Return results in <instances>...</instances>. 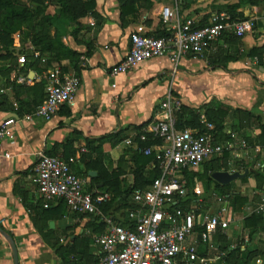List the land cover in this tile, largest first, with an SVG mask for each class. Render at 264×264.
<instances>
[{"label":"crops","instance_id":"obj_1","mask_svg":"<svg viewBox=\"0 0 264 264\" xmlns=\"http://www.w3.org/2000/svg\"><path fill=\"white\" fill-rule=\"evenodd\" d=\"M96 2V14L80 20L77 35L64 37V42L78 52L77 61L66 58L59 65L55 64L61 68L65 66L67 73H77L82 78L74 104L60 107L50 121L40 117L27 120L23 116L33 113L42 104L45 93L42 102L37 100L33 104L35 91L18 89L16 92L12 87L5 93L0 92V122L15 113L23 118L15 124L12 136L4 141V148L11 152L12 157L0 158V227L12 238L0 231V264H15L12 242L18 251L19 264H94L97 259L99 247L95 244V237L106 227L99 225L102 222L96 217L73 212L65 203L49 217L40 210L32 209L33 205L43 202L33 181L40 153L64 157L75 151V155L71 156L77 155L76 165L84 168L80 160L82 153L95 156L99 152L88 147L87 139H97L130 125L146 124L144 128H147L156 119L159 104L170 86L184 105L200 109L202 113L207 107L216 108L223 104L250 111L264 123V0L238 9L254 20L253 30L243 37L235 39V33L227 30L201 54H185L177 66L166 55L148 59L116 78L110 75V68L126 56L131 33L154 35L165 27L162 17L164 6L178 8L182 14L194 17L197 23L208 24L213 12H228L226 6L237 0H188L189 6L185 9L179 7L182 0H138L129 6L124 17L121 0ZM15 47L19 49L16 44ZM47 63L40 60L30 65L29 62L25 66L26 73L23 71L20 74L28 73L32 82L14 83L17 86H33L45 81ZM10 65L0 53V83L4 87L23 66L18 59L15 68L9 71L6 66ZM114 83H117L116 87H113ZM20 105L23 109L18 114ZM247 121L242 133L251 136L260 133L258 125ZM225 123L228 132L232 125H240V120L231 112ZM257 146L259 151L255 150L256 146L250 147L244 151V157L236 158L238 161L235 160V153L230 152L229 160L238 166L252 161L255 168L258 166L264 173V148ZM101 148L103 160L110 169L118 168L123 158L125 173L121 179L127 185L132 184V158L137 147L128 146L125 142L114 145L107 141ZM238 152L242 153V150ZM88 178L87 185L93 187L92 191L108 192L102 184ZM252 180L256 181L250 177L247 183ZM247 190V186L241 187L242 193L246 194ZM60 202L63 201H53V205ZM251 203L252 200L248 206ZM249 210L245 208L247 213ZM242 228L244 233L250 234L249 228ZM40 230L53 231L49 240ZM221 234L228 239V245L231 244L230 231ZM55 237L59 238L56 247L66 246L69 242L73 244L75 240L73 252L57 253L56 247L50 244ZM249 237L247 247L258 251L252 259L253 264H264V231L259 230ZM254 237L257 238L255 244L252 243ZM257 259H261V263H257Z\"/></svg>","mask_w":264,"mask_h":264},{"label":"built area","instance_id":"obj_2","mask_svg":"<svg viewBox=\"0 0 264 264\" xmlns=\"http://www.w3.org/2000/svg\"><path fill=\"white\" fill-rule=\"evenodd\" d=\"M162 17L170 34L155 36L132 32L126 56L110 68L112 77L126 74L148 59L166 55L177 66L185 54H201L227 30L243 37L254 27L252 18L234 20L226 11L213 12L210 22L205 25H199L194 17L186 16L178 8L170 6L163 7ZM20 37V33L15 35L16 45H19ZM35 57L47 63V58L39 51H35ZM18 63H26L24 54L18 56ZM14 82L30 84L32 78L28 73L15 74L10 78L9 85L4 87L0 83V92L5 93L11 89ZM45 83V100L33 113L25 114L24 119L40 117L50 121L60 107L75 103L82 78L79 74L67 73L56 65L46 70ZM116 86L117 83H114L113 87ZM14 105L17 109L18 103ZM182 105L183 101L172 92L170 86L159 104L156 119L143 129L139 137L141 141H145L148 134H151L154 139H162L161 143L141 149L145 155H156L161 173L147 188L134 190L132 200L135 208L123 209L115 203L107 212L104 211L102 206L110 201L111 195L106 191L86 189L89 178L77 174L72 168L77 155L66 159L40 153L34 167L33 181L44 207H50L51 202L61 200L73 212L93 215L106 225L107 230L95 237V244L99 248L98 260L94 264H217L229 250L237 247L244 250L249 244V238H244L226 248L213 243L208 246V242L218 233H228L235 221L236 211L231 194L215 193V183L205 189L197 178L194 182H189L184 172H197L213 156L220 157L225 151L234 152L235 159H241L250 145L245 138L231 130L228 131L231 134L229 139L218 140V136L211 132L214 124L208 122L205 116H202V121L208 131L178 129L176 115ZM22 119L15 113L0 122V158L12 157L11 152L4 148V141L12 136L15 124ZM124 142L128 146H139L132 137ZM84 150L83 148L82 151ZM255 150L259 151L260 147L256 146ZM221 170L230 173L245 171L244 167L231 160H228V167ZM212 196L217 205L208 203L209 207L204 210V203ZM259 196V201L248 206L250 210L247 215L254 212L264 215V191ZM190 202L198 204L200 211L191 206L186 209L185 205ZM197 226L202 228L197 235L199 237L189 242L188 239ZM200 244L207 245L208 251L213 248L218 252L214 255L201 253ZM256 262L261 263V259Z\"/></svg>","mask_w":264,"mask_h":264},{"label":"trees","instance_id":"obj_3","mask_svg":"<svg viewBox=\"0 0 264 264\" xmlns=\"http://www.w3.org/2000/svg\"><path fill=\"white\" fill-rule=\"evenodd\" d=\"M136 1L138 0H121L123 17L129 10V6H133ZM187 1L188 0H182V3H179L180 9H185L189 6ZM259 3L260 0H237V2L227 5L226 10L231 14L234 20H244L248 17L238 9L245 5H257ZM50 6L55 7L53 13L49 12ZM96 7V0H0V53L1 58L11 64L9 67L6 66V68L9 71L14 69L18 56L24 54L26 56V63L23 64L21 70H18V74L23 71V73H26L25 66L29 62H31L30 65L40 62V58L35 57V51H39L42 56L47 58V64L49 67L56 66L55 64L59 65L61 61L66 58L71 61H77L79 56L78 52L70 48L64 42V37L70 35L76 36L81 27L80 20L88 15L96 14ZM199 25H205V23ZM17 33L21 34L22 44H24V47L21 48L20 51H17L15 47V35ZM169 34L170 31L166 27H162L154 35L165 36ZM233 36L235 39L239 38L235 34H233ZM28 43L33 47L32 49L30 46H26ZM75 67L77 68V65H75ZM62 69L65 72L68 71L65 66H62ZM12 87L16 92L18 89L22 91H35L33 104H36L37 100L38 102H42L44 93L46 96L45 81L37 82L33 86H17L14 83ZM17 97L19 98L20 96L17 95ZM19 108H21V110L18 111V114H21L23 106L20 105ZM200 111V109L190 108L183 104L176 115V127L178 129L194 128L198 129L199 132L208 131L206 125L202 121V116H205L208 122L214 124V129L211 130V132L218 136V140L225 141L231 137V134L226 131L225 122L229 114L233 112V115L239 118L240 125H232L231 131L237 132L240 137L245 138L250 147L260 145L264 148V123L259 116L250 111L241 108L233 109L232 107L223 104L218 105L216 108L207 107L203 113ZM247 120H251L252 123L258 125L261 130L260 133L255 136L242 133L241 130L245 127V121ZM144 126H146V124L138 126L130 125L125 129L110 132L97 139H87L88 147L93 151H99L98 154L92 156L90 153H82L80 160L83 163L84 168L82 166H77L76 163L72 164V168L77 174L90 177L91 181L97 184H102V187L107 188V191L111 195V199L102 206L103 210L106 212L111 209L115 203L118 204L119 208H135L136 205L132 200L134 190L147 188L160 176L161 171L157 165L158 160L156 155L154 153L145 155L141 149L152 146L156 143H161L162 139H154L151 134H148V139L141 141L139 137L143 133ZM131 135H133V140L137 142L139 146L134 150L132 158L134 164L132 167L134 177L133 183L127 185L124 180L121 179V175L125 173L123 158L120 159L118 168L110 169L103 160L101 147L102 144L107 141L117 145L124 142ZM96 143H98V145H95ZM75 153L76 152L73 151L68 156H64V158L68 159L71 155H75ZM230 156V152L225 151L224 154L221 157H217L216 160L205 162L202 172L186 170L184 173L189 182H194L195 175L201 177V175H203L202 173H206L207 186L210 187L215 183L217 190L219 189L221 192L224 191V194H231L230 198L234 210L236 212H242L248 207V203L251 200V204L260 200L259 193L264 191V173L261 171V168H255V163L252 161H247L242 165L244 170L249 169V174L247 177L240 179L241 182L245 184L250 177H254L257 183L256 190L260 191L256 200L255 198L250 199L246 194L241 192V188H236L234 186L235 181L223 185L212 178V173L214 171H219L222 168L228 167ZM91 170L97 171L98 175L96 177L90 176L89 171ZM86 189L92 191L93 187L87 185ZM63 205L64 202H60L56 206L51 202L50 207H44L43 202H38L37 205H33L32 209L40 210L49 217L52 216L55 211H59ZM185 208L188 209L189 206L185 205ZM99 225L106 227L104 223H99ZM243 226L244 228L250 229L251 235L259 230L264 231V215L256 212L246 215L243 218ZM196 229L199 231L202 230L200 226H197ZM105 230L106 228L101 233H104ZM41 232L44 238L49 240V235L53 231L48 230L47 232ZM219 236L222 239L221 247L226 248L228 246L226 244V236L221 233ZM58 239L59 238L55 237V241L53 243L50 241V244L56 247ZM73 242V244L69 242L66 246L56 247V252L61 255L67 252L72 253L76 245L75 240ZM242 251L247 253V257H244L242 260L237 259L236 264H249V262L258 255V251L251 250L247 246L244 250L237 247L229 250L223 260L229 259L236 253H242ZM97 260L98 256L96 261Z\"/></svg>","mask_w":264,"mask_h":264},{"label":"rangeland","instance_id":"obj_4","mask_svg":"<svg viewBox=\"0 0 264 264\" xmlns=\"http://www.w3.org/2000/svg\"><path fill=\"white\" fill-rule=\"evenodd\" d=\"M245 6H247V5H245ZM55 11V7L54 6H50L49 7V12H54ZM244 13V12H243ZM30 44L28 43V44H26V46H29ZM24 47V44H22V39H21V37L19 38V45H18V48L19 49H17V51H20V49L21 48H23ZM48 68H51V67H49L48 66ZM229 125H231V124H229ZM216 156H213L210 160H216ZM209 160V161H210ZM236 161H238V159H235ZM257 168H259L258 166H257ZM202 170H203V167L201 168V169H199L197 172H202ZM203 175H201V177L200 176H198V175H195L194 176V179L195 178H197V180H199V181H201L202 182V185L204 186V188L205 189H209L210 187H208L207 186V175H206V173L204 174V173H202ZM184 175H185V173H184ZM185 177H186V175H185ZM187 178V177H186ZM236 182V183H235ZM234 183V186L236 187V188H241L243 185L244 186H247V192H246V195L250 198V199H253V198H255V200L258 198L257 197V195H258V193L260 192V191H257L256 190V181L255 180H252V181H250L249 183H242L241 182V180L240 179H238V180H236ZM263 188H264V186H263ZM209 192V191H208ZM214 192L215 193H217L218 195H225V194H228V193H223V192H221L219 189L217 190L216 189V187H215V190H214ZM227 192V191H226ZM231 192H232V190H231ZM260 197V196H259ZM208 203L209 204H213V205H217V203L214 201V197L212 196V197H210L209 199H207L206 200V202L204 203V206H205V208H204V210H207V208L209 207L208 206ZM188 206H191L193 209H197L198 210V212L200 211L199 210V205L198 204H195V203H193V202H190L189 203V205ZM201 208H203V206L201 207ZM210 209V208H209ZM247 211V210H246ZM245 211V209L242 211V212H237L236 213V215H235V221L232 223V225H231V228L229 229V231H230V236L232 237L231 238V243H234V242H238V241H242L243 239H244V237H248L249 239H250V235H251V233L249 234L248 232L246 233H244L243 231V218L247 215V212ZM203 212H205V211H203ZM196 233V234H195ZM197 233H199V230H197V229H195V232H194V234L191 236V237H189V239H188V241L189 242H192L193 241V239L195 238V237H197ZM196 235V236H195ZM254 235V234H253ZM253 235H251V236H253ZM257 237V236H256ZM256 237H254V239H253V241H252V243H256V241H257V238ZM221 238H220V236H219V234H218V236L216 235V236H214L213 238H212V241L211 242H208V246L210 245V244H214L215 246H220L221 247ZM226 241H227V245H228V239H226ZM250 246V245H249ZM252 246H253V244H252ZM222 248V247H221ZM199 250H200V252L201 253H206V254H208V255H214L215 253H217L218 252V250H216V249H213V248H211V251H208L207 250V245H201V247H200V245H199ZM253 250V249H252ZM254 252V251H253ZM244 257H247V253L246 252H244V251H242V253H236L235 255H233L232 257H230L229 259H226V260H223V261H220L219 262V264H236V260L237 259H243ZM249 264H253V261L251 260L250 262H249Z\"/></svg>","mask_w":264,"mask_h":264},{"label":"water","instance_id":"obj_5","mask_svg":"<svg viewBox=\"0 0 264 264\" xmlns=\"http://www.w3.org/2000/svg\"><path fill=\"white\" fill-rule=\"evenodd\" d=\"M97 174H98V173H97V171H95V170H91V171H89V175L92 176V177L97 176ZM248 174H249V169H246L244 172L235 171V172H233V173H230V172L225 171V170H219V171H214V172L212 173V178H213L215 181H217V182H219V183H221V184H223V185H227V184H229V183H231V182H233V181H236V180H238V179H243V178L247 177ZM52 225H53V224L51 223V226H52ZM0 231H1L3 234H5L9 239L12 240V238H11L9 235H7V234L5 233V231H4L1 227H0ZM12 247H13V251H14L15 264H19V260H18V251H17V248H16L14 242H12Z\"/></svg>","mask_w":264,"mask_h":264}]
</instances>
